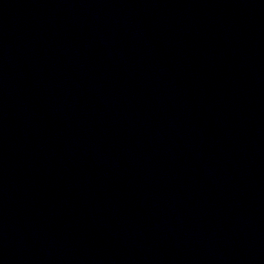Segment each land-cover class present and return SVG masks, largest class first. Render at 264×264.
Listing matches in <instances>:
<instances>
[{
    "label": "water",
    "instance_id": "95a60500",
    "mask_svg": "<svg viewBox=\"0 0 264 264\" xmlns=\"http://www.w3.org/2000/svg\"><path fill=\"white\" fill-rule=\"evenodd\" d=\"M0 264H264V0H0Z\"/></svg>",
    "mask_w": 264,
    "mask_h": 264
}]
</instances>
